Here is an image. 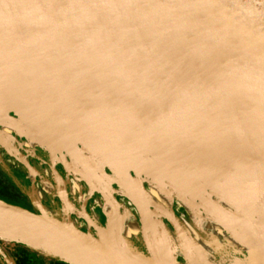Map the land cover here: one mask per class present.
I'll list each match as a JSON object with an SVG mask.
<instances>
[{"label":"water","instance_id":"water-1","mask_svg":"<svg viewBox=\"0 0 264 264\" xmlns=\"http://www.w3.org/2000/svg\"><path fill=\"white\" fill-rule=\"evenodd\" d=\"M8 26L23 31L32 45L41 42L47 50L66 46L67 55L75 61L71 68H47L43 78L25 90L1 95L0 104L11 122L17 124L22 118H28L54 125L71 115L74 129L83 125L89 117L84 116V112L72 111L98 103L99 95L105 89L101 91L99 84L104 81V75H110L115 68L124 72L129 101H139L136 109L145 104L154 112L157 80L164 75L165 80L161 81L164 82L161 84L164 95L179 117L191 118L194 125L199 110L207 109L216 131L224 136L235 155L240 153V143H247L264 165V0H0V36ZM72 52L77 55L72 56ZM86 53L90 55L92 83L81 79L87 73ZM91 112L95 117L98 114L94 110ZM3 126L4 122L0 120V145L35 174L29 160L17 158L2 141ZM14 132L29 140L26 134ZM73 145L75 150L59 147L57 159L47 149H41L52 158L51 167L57 183L61 180L64 186L56 167L60 162L76 178L84 180L91 193L101 195L106 224L97 227V234L93 235L74 225L69 213L64 219L49 214L40 200L41 209L33 199L36 208L28 210L0 197V221L7 223L0 231V240L20 243L67 264H134L132 259L135 257L126 247L118 250L112 244L116 231L124 227L127 214L117 197L115 187L119 186L123 195L133 202L142 221L141 224L137 222V232L143 239L144 249L138 247L131 235L122 236L126 243L134 241L139 264H159L151 255L148 244L150 240L157 243L161 238L174 249L176 264H181L179 256L191 264H211L204 253L205 262H195L188 256L187 244L193 250L202 249L185 231L174 211V197L191 208L196 207L192 202L197 200L199 214L205 212L217 223L224 219L228 228H233L234 215L224 213L231 210L211 188L208 187L206 193L212 196V211H206L201 204L205 191H194L189 187L182 196L174 193L168 210L152 199L144 184L145 178L156 180L157 185L165 189V195L171 189L172 179L157 178V161L151 162L150 154L122 143L109 144L98 150L86 137L74 140ZM197 148L189 153L195 154ZM115 151L119 154L113 153ZM76 154H81L77 166ZM96 158L103 161V172L112 179L109 194L90 175L89 169ZM110 163L130 180L141 178L140 185L129 188L115 177ZM243 165L238 164L239 167ZM203 170L219 172V168L211 165H205ZM65 192L72 206L66 189ZM34 193L33 185L32 198ZM58 193L65 207L59 187ZM108 202L120 218L118 224L109 219ZM157 207L165 213L157 216ZM166 222L180 239L182 252L172 240ZM33 225L48 232L51 239H45L41 234L40 238L32 230ZM236 228L241 232L247 229L243 223H237ZM32 238L37 242L29 240ZM217 242L211 244L224 255L226 264H264V252H248L235 246L238 257H228L226 251L218 248ZM0 263L17 264L1 243Z\"/></svg>","mask_w":264,"mask_h":264},{"label":"bare ground","instance_id":"bare-ground-1","mask_svg":"<svg viewBox=\"0 0 264 264\" xmlns=\"http://www.w3.org/2000/svg\"><path fill=\"white\" fill-rule=\"evenodd\" d=\"M8 27L4 29L6 30L4 33H1L4 36H0V96L25 90L42 79L45 70L49 67H65V69L73 67L75 61L73 57L70 59L71 56L67 55L66 46L47 50L41 42L30 44L23 31L13 26ZM70 54L77 55L76 52ZM84 58L87 73L83 74L81 79L92 83L94 75L90 55L86 53ZM124 78L123 70L118 68L113 69L110 75H104V81H101L99 85L101 91L105 89L99 95L98 103L93 104V107H80L72 111L77 114L84 112V116L90 118L86 117L84 124L75 126V129L70 122L71 115L63 117V122L57 121L58 124L54 125L28 118H22L15 124L7 118V113L0 104V120L4 122L2 141L17 158L26 162H28L27 157L19 153V141L14 131L26 134L32 146L47 149L56 159L60 157L59 147L75 150L73 144L78 138L86 137L90 145H96L98 150L104 149L109 144L117 145L118 143L131 148L135 146L137 151L142 150L147 155L150 154L151 162L157 161V178L165 177L168 178L167 180H173H171V189L165 197L158 194L162 204L168 210H170L174 193L178 192L182 196L184 191L189 189L204 190L206 193L209 187L215 192L214 195H217L231 210V212L225 210L224 213L234 215V226L229 229L224 219L217 224L208 222L198 213L199 203H196V200L195 203L192 202V205L196 207L191 209L197 211L200 229L204 232L212 231L215 239L218 238L217 231L224 232L228 240L233 241L240 250L260 254L264 252V165L250 145L240 143V153L235 155L224 136L216 131L212 115L207 109L199 110L194 125L190 122L191 118L185 115L179 117L176 110H173L174 106L164 95L161 85L164 83L161 81L165 80L164 75L159 76L157 80L154 112L149 111L145 104L136 109L139 101L137 103L135 100L129 101L130 98L125 93L127 85ZM91 110L98 112L96 117ZM179 138L182 140L179 141ZM178 147L181 148L178 149ZM193 148H197L198 151L192 155L189 152ZM113 153L119 154L118 151ZM79 155L81 154L75 155L76 166L80 162ZM239 163L244 165L239 167ZM110 164L115 177L129 188L140 185L141 178L130 180L117 169L114 163ZM205 165L216 166L219 172L204 171ZM102 168L103 161L96 158L92 168L89 169L90 175L97 179L101 183L100 186L109 194L112 179L106 176ZM58 183L60 195L65 202V210L69 213L74 210L73 205L71 206L67 199L62 181L58 180ZM205 195L202 196L201 204H204L206 211L210 212L214 206L211 201L212 196L209 193ZM33 199L41 209L37 194H33ZM155 210L157 216L165 213L158 207ZM83 211H85L84 207ZM107 212L112 223L118 224L120 218L109 202ZM237 223H243L247 228L246 231L241 232L236 228ZM6 225V222L0 221V231L4 230ZM32 230L39 237L41 234L45 239L50 238V234L38 225H33ZM138 230L137 221L127 213L124 218V227H121L119 232L116 231L112 241L115 249L122 250L126 247L133 254L134 264H139L135 243L133 240L129 243L122 241V236H130ZM29 240L37 242L36 238ZM148 246L151 255L159 264H176L174 249L167 240L162 242L161 238L157 240V243L150 240ZM186 250L188 256L195 262L206 261L201 250H193L190 244L186 245Z\"/></svg>","mask_w":264,"mask_h":264},{"label":"rangeland","instance_id":"rangeland-1","mask_svg":"<svg viewBox=\"0 0 264 264\" xmlns=\"http://www.w3.org/2000/svg\"><path fill=\"white\" fill-rule=\"evenodd\" d=\"M17 134V133H16ZM18 136V135H17ZM22 136V135H19ZM22 139L23 142H25L26 144V149L28 151H33L35 153V146H32L29 143V140L25 137ZM19 139V138H18ZM79 146H82L81 144H79ZM0 147H2L0 145ZM42 152V156L39 155L41 157L40 160V166L39 169H35V174L32 173V171L28 170V172L22 170H17L15 167H13L11 165V162L6 160L5 157H3L2 153L0 152V170L2 172H4L8 177H10L12 180L15 181L16 185L19 187V189L23 192V198H20L16 203L15 202H11L14 203L18 206H21L23 208H26L28 210H35L36 205L33 201L32 198V189L31 186L33 188V185L35 187L36 190V194L39 197V200L41 202V204L43 205L44 209L46 210V212H48L49 214H52L55 217H58L60 219H64L60 216H58L60 214L61 211H66L65 207L62 203V200L59 196L58 193V183H57V176L54 173L52 167H51V162H52V158L50 157V155L48 154L47 151L41 149V148H37ZM32 164V163H31ZM57 164L61 165V170L57 168L58 173L60 174L63 182H64V186L65 189L67 191L68 197L70 202L73 204L75 209L77 208V205H75L71 199V191H73L75 194H73L74 197H76L78 190H81L82 192H84L85 194H89L91 192V189L89 187V185L84 181V180H80L78 178H76L73 173L69 170H67L65 168V166L60 163L57 162L56 163V167ZM33 165V164H32ZM34 167V166H33ZM35 168V167H34ZM107 170L109 171V173L112 175V172L107 168ZM40 175V179L36 180V177H39ZM32 178L34 179V181L32 182ZM148 179V178H147ZM145 178L146 181H144L146 190L149 192V194L151 195L152 199L157 203L160 204L162 203L158 194L163 195L165 197V189L162 188L161 186L157 185V181L156 180H152L149 181ZM115 189L117 190V195L123 196L125 198H127V200L124 199H119V201L121 202V204L123 205V207L125 208V211L127 213H131L133 215V218L136 219L137 222H139L141 224V219H140V214L138 212V210L136 209V207L134 206L133 202L126 196L123 195V189L119 186H116ZM155 191V192H154ZM83 193V194H84ZM85 195H82V197ZM118 197V196H117ZM43 200H46V203L43 202ZM76 202L79 203L76 199ZM174 203L176 204V209L179 208V212H177V210L174 207V211L177 215V217L179 218V220L181 221L185 231L187 233L190 234V236L193 238V240L199 245V247L202 249L204 255L206 256L207 260L211 263V264H222L219 263V261H217V263L212 262V260H210L209 258V254L212 255V248L215 249L211 242H216L218 241L216 244L218 246V248L222 251H226L229 255L228 257H238V255H236V252L234 251L235 245L233 244V241L230 242L226 236V234L224 232H220L217 231V236L218 238L216 240H214L215 238L213 237L212 231H208V232H204L203 230L200 229L199 225H198V220H197V211L191 209V207L186 204L184 201H182L181 199L174 197ZM59 205V206H58ZM92 210L93 212L96 214V218L101 216L104 218V224L102 226H104L106 224V217H105V208H104V200L101 198H98V196L93 200L92 204ZM61 207V209H60ZM183 207V208H182ZM99 209L101 210L100 213ZM203 216L205 217V219L208 222L211 223H215L217 224V221L210 217L209 215H207L205 212L202 213ZM71 221L73 222L74 225L77 226V224L75 223V221L70 218ZM223 220V219H222ZM168 222H166V226L168 231L170 232L171 238L174 242L177 243V247H178V251L182 252V249H179V246L181 245V241L180 239L177 237V235L175 234V232L172 229V226L169 224H167ZM80 227V226H79ZM170 227V228H169ZM82 228V227H80ZM84 229V228H82ZM93 235H96L97 233L91 232ZM133 239L139 240V242L141 243L142 247L139 246L138 247L141 249H144V243H143V239L140 235H138V232H134L131 234ZM226 244H229L226 245ZM234 247V248H233ZM180 258H182L181 256H179V260ZM181 264H184V262H186L185 264H191L188 261H181Z\"/></svg>","mask_w":264,"mask_h":264},{"label":"flooded vegetation","instance_id":"flooded-vegetation-1","mask_svg":"<svg viewBox=\"0 0 264 264\" xmlns=\"http://www.w3.org/2000/svg\"><path fill=\"white\" fill-rule=\"evenodd\" d=\"M14 135L16 136L17 139L19 138L18 139L19 147H20L19 153L24 154L27 157V159L29 160V162L33 164L35 169L38 170L39 166H40L39 162H40V160H43L39 156V155L42 156V152L39 149H37L38 147L35 148L36 149L35 153L33 151H31V152L28 151L25 147L26 146L25 142L22 141V139L24 137L19 136V134H16L15 132H14ZM0 152L2 153L3 157H5L6 160L10 161L11 165L13 167H15L17 170H20V171L24 170V171L28 172L26 166L23 165L22 163H20L16 158L9 155V153L3 147H0ZM57 168L61 170V165L57 164ZM39 179H40V175H39V177L38 176L36 177V180H39ZM31 181L33 182L34 179L32 178ZM76 192H77V195H76V197H74L73 194H75V193L73 191H71V199H72L73 203L75 205H77L78 209H75L73 206L74 210L69 212L70 218H72L75 221L77 226H80V227L84 228L85 230H89L90 232L97 233V227L102 226L105 222H104V218L102 217V215L96 218V214L93 212L91 204L97 196H98V198L101 199L102 198L101 195L99 193H91V192L87 195L84 192H82L81 190H78ZM82 195H85V196L82 197ZM117 196L121 200L122 199L127 200V198H125L123 196H120V195H117ZM76 199L79 203L76 202ZM43 202L46 203V200H43ZM81 206H82V209H81ZM83 207L85 208L86 212L83 211ZM174 207L176 209V204L174 205ZM60 209H61V207H60ZM177 209H176L177 212H179V208H177ZM100 211L101 210L99 209V212ZM66 215H67L66 211H61L58 216L64 218V217H66ZM137 244L142 247L139 240H137ZM211 251H213V252H212V255L209 254V258H210V260H212V262L217 263V261H219V263H222V264L227 263L226 258H224V255H222L218 250L212 248ZM180 260L182 262L184 261V259H182V258H180ZM185 263L186 262H184V264Z\"/></svg>","mask_w":264,"mask_h":264},{"label":"trees","instance_id":"trees-1","mask_svg":"<svg viewBox=\"0 0 264 264\" xmlns=\"http://www.w3.org/2000/svg\"><path fill=\"white\" fill-rule=\"evenodd\" d=\"M23 196V192L16 183L0 170V197L9 202L16 203ZM0 243L15 259L17 264H67L55 258L45 256L20 243L5 242L3 240H0Z\"/></svg>","mask_w":264,"mask_h":264}]
</instances>
